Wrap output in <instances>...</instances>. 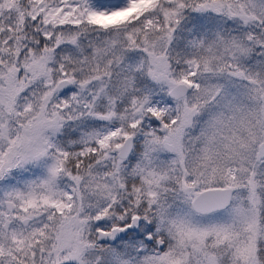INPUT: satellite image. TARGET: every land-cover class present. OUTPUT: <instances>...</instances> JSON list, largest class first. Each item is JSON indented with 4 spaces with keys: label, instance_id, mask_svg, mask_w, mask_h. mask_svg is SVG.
<instances>
[{
    "label": "snow or ice",
    "instance_id": "1",
    "mask_svg": "<svg viewBox=\"0 0 264 264\" xmlns=\"http://www.w3.org/2000/svg\"><path fill=\"white\" fill-rule=\"evenodd\" d=\"M0 264H264V0H0Z\"/></svg>",
    "mask_w": 264,
    "mask_h": 264
}]
</instances>
